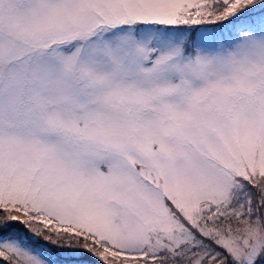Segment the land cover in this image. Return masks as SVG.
Returning <instances> with one entry per match:
<instances>
[{
    "label": "snow or ice",
    "instance_id": "snow-or-ice-1",
    "mask_svg": "<svg viewBox=\"0 0 264 264\" xmlns=\"http://www.w3.org/2000/svg\"><path fill=\"white\" fill-rule=\"evenodd\" d=\"M0 264H264V0H0Z\"/></svg>",
    "mask_w": 264,
    "mask_h": 264
}]
</instances>
